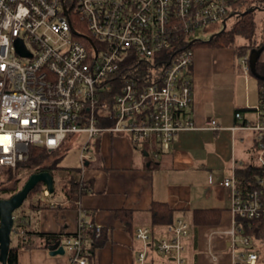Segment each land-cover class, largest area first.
Segmentation results:
<instances>
[{
  "label": "built area",
  "instance_id": "obj_1",
  "mask_svg": "<svg viewBox=\"0 0 264 264\" xmlns=\"http://www.w3.org/2000/svg\"><path fill=\"white\" fill-rule=\"evenodd\" d=\"M242 1L0 0V168L25 161L31 145L57 151L82 134V166L104 132L126 135L137 146L155 138L169 150L178 132L197 128L185 117L193 104L197 33L220 24L227 28ZM240 62L248 72L249 56ZM255 112L258 122L246 126L262 139L264 85ZM205 128L220 127L212 119ZM260 147L257 166L264 169ZM220 184L231 191L232 226L224 232L230 262L258 264L253 240L238 234L241 222L264 218L262 189L239 188L235 174ZM49 195L46 187L42 201ZM85 216L82 211L78 231L64 240L69 264H88L89 233L95 238L103 233ZM189 233L190 224L179 219L166 225L154 244L151 229L138 227L135 238L142 248L136 263L153 264L157 254L161 264H185Z\"/></svg>",
  "mask_w": 264,
  "mask_h": 264
},
{
  "label": "crops",
  "instance_id": "obj_2",
  "mask_svg": "<svg viewBox=\"0 0 264 264\" xmlns=\"http://www.w3.org/2000/svg\"><path fill=\"white\" fill-rule=\"evenodd\" d=\"M242 57L233 48L195 47L193 104L185 117L197 128L178 132L169 150H163L155 138L137 146L126 135L104 132L93 142L92 158L77 168L79 175L63 168L54 176L56 193L44 202L49 206L25 209L29 229L60 234L63 245L78 231L83 211L88 221L103 227L99 238L89 233L88 264H137L142 243L135 231L138 227L152 231L153 207L165 203L173 211V221L186 220L189 214L185 264H231L230 241L224 235L232 226L231 191L220 183L238 168L257 166L261 152L260 132L246 123L258 122L255 107L263 85L250 65L245 71ZM259 60L264 63V51ZM212 119L219 129L205 128ZM62 178L86 182L91 189L72 205L62 190ZM205 202L215 206L204 207ZM198 209H220L221 222L196 227L193 214ZM13 244L17 245L16 239ZM239 249L243 250L240 244ZM152 260L162 262L157 254ZM18 264H69V255L53 256L44 247L21 248Z\"/></svg>",
  "mask_w": 264,
  "mask_h": 264
},
{
  "label": "trees",
  "instance_id": "obj_3",
  "mask_svg": "<svg viewBox=\"0 0 264 264\" xmlns=\"http://www.w3.org/2000/svg\"><path fill=\"white\" fill-rule=\"evenodd\" d=\"M256 4H258L259 7H264V0H243L240 5L241 10L239 14L233 16L235 21L230 28L221 30L217 34H214L209 40L195 41L193 47L208 46L213 48H233L236 50L239 57L248 54L253 48L260 47L263 42L257 41L258 21L255 16L256 10L247 12L249 8L256 6ZM256 9L258 10V8ZM262 34L264 35V25ZM239 38H242L245 42L240 44L238 41ZM257 70L260 74L264 75V63H261L260 60L257 63ZM260 84L264 85V81L260 80ZM66 142L57 151H51L45 146L31 145L29 147L28 158L25 161L20 162L15 168H0V198H10L13 196L34 173L48 171L55 176L63 169L61 160L64 157V154L62 153L66 151ZM260 144H263L264 146V136L258 141L257 146ZM54 153L55 157L51 160L49 157L54 155ZM235 174L239 188L243 190H251L258 187L262 189L264 197L263 168L251 164L236 169ZM261 181L263 182L261 183ZM61 184L67 200L72 205H75L79 198L91 189L89 186L90 184L75 179L62 178ZM45 189L46 185L44 183L38 184L29 194L24 204L14 212L15 224L7 264H18V251L21 248H49L52 242H58L61 240L60 234L34 233L29 229L30 224L29 219L25 214V209L28 207L30 210H38L49 206V204L41 201ZM55 193L56 191L53 194H50L49 197H53ZM221 218L222 212L220 209H198L194 211L193 224L196 227L216 226L221 222ZM173 222V211L168 204L161 203L153 207L152 234L154 244L162 235V230L160 229V231L159 228L163 226L165 227ZM241 224L244 229L240 236H249L253 242H259L262 245L258 248V246L253 244L251 249H255L259 253L261 250H264V218L251 221L245 220L241 222ZM21 230H25L24 235H20ZM14 239L17 240V245L13 244ZM90 253L92 254V251ZM89 255L90 254L88 253L87 256Z\"/></svg>",
  "mask_w": 264,
  "mask_h": 264
},
{
  "label": "water",
  "instance_id": "obj_4",
  "mask_svg": "<svg viewBox=\"0 0 264 264\" xmlns=\"http://www.w3.org/2000/svg\"><path fill=\"white\" fill-rule=\"evenodd\" d=\"M256 8L250 9L249 11H255ZM258 10L264 11V7H258ZM18 51L22 55H26L27 52L24 50L22 43H18ZM264 51V42L258 48H253L249 54V65L251 73L258 79L264 81V75L260 74L257 70V63L260 59L261 54ZM148 155V153L146 154ZM40 183H44L50 194L55 192V178L48 171L32 174L22 188L10 198H0V263L7 264L11 242L12 233L15 224L14 212L19 209L24 202L27 200L29 194L36 188ZM49 253L53 256L64 255L66 253L64 246L58 242H52L49 246Z\"/></svg>",
  "mask_w": 264,
  "mask_h": 264
},
{
  "label": "rangeland",
  "instance_id": "obj_5",
  "mask_svg": "<svg viewBox=\"0 0 264 264\" xmlns=\"http://www.w3.org/2000/svg\"><path fill=\"white\" fill-rule=\"evenodd\" d=\"M258 7H259L258 4H256V6L251 7L248 10L253 9V8H258ZM255 16H256V19L258 21L257 41L258 42H264V35L262 34L263 25H264V11L256 10ZM234 21H235V18H233V17L230 18L228 20V23H227V28H230ZM223 29H224V25L220 24V25L215 26V27H211V28H208L205 30H200L197 33V38L200 40H209L214 34H217L218 32H220ZM238 41L240 44L245 42L242 38H239ZM85 139H86L85 134L70 137L68 139V141L66 142V151H64L62 153V154H64V157L61 160L62 167L66 168L70 171H73L75 175H79L77 168L81 167V158H80L81 145ZM88 154L92 155V150ZM53 157H55V153H54V155H51L49 158L52 160ZM56 187H57V192H58L59 191V183L57 180H56ZM212 206H215V204L209 203V202L204 203V207H212ZM188 217H189V214L186 216L185 221H190V220H188L189 219ZM253 244L258 246V248H260L262 246L259 242H253ZM240 252H242V251H240ZM240 252H236V254L238 255V254H240ZM258 262H259L258 264H264V250H261V252L259 254V261Z\"/></svg>",
  "mask_w": 264,
  "mask_h": 264
}]
</instances>
